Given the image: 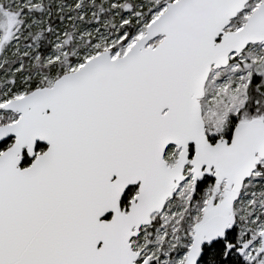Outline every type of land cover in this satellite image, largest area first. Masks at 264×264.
I'll return each instance as SVG.
<instances>
[{
    "label": "snow or ice",
    "instance_id": "1",
    "mask_svg": "<svg viewBox=\"0 0 264 264\" xmlns=\"http://www.w3.org/2000/svg\"><path fill=\"white\" fill-rule=\"evenodd\" d=\"M0 264H264V0H0Z\"/></svg>",
    "mask_w": 264,
    "mask_h": 264
}]
</instances>
